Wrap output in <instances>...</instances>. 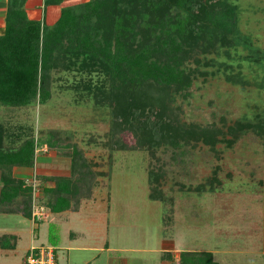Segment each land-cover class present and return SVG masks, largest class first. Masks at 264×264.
<instances>
[{"label":"rangeland","instance_id":"374dc122","mask_svg":"<svg viewBox=\"0 0 264 264\" xmlns=\"http://www.w3.org/2000/svg\"><path fill=\"white\" fill-rule=\"evenodd\" d=\"M227 2L235 7L233 35L214 48L195 46L184 61L190 85L167 96L170 126L210 131L212 142L198 133L161 137L174 130L160 129L152 119L150 143L139 144L135 130L111 134L110 107L94 92L97 85L106 91L109 80L96 70H79L77 64L50 71L45 102L0 104L2 147L16 148L28 138L34 144L32 166L13 167L11 176L30 186V210L45 208L33 222L20 207L0 206V233L18 232L23 243L15 262L25 246L46 244L57 246L59 264L66 259L67 264H122L123 259L125 264L176 263L179 252L207 251L215 239L221 240L224 220L230 225L227 238L240 244V225L248 214H258V180L264 184V0ZM248 121L249 128L231 131L237 122ZM48 131L55 144L36 143ZM74 146L86 178L70 208L52 213L46 201L53 193L44 189L53 186L54 177L70 174ZM50 231L56 232L57 244L50 242ZM69 232L87 246L96 242L99 251L60 248L70 244ZM166 253L173 256L168 259ZM250 256L235 261L250 264Z\"/></svg>","mask_w":264,"mask_h":264},{"label":"trees","instance_id":"16d2710c","mask_svg":"<svg viewBox=\"0 0 264 264\" xmlns=\"http://www.w3.org/2000/svg\"><path fill=\"white\" fill-rule=\"evenodd\" d=\"M24 1L6 0L0 34L1 105L45 102L50 71L77 64L79 70H96L109 80L106 91L97 85L94 92L99 93L98 100L106 101L110 107L111 134L135 130L139 144L150 143L154 135L147 126L148 119H152L160 129L174 130L161 137L174 139L176 135L198 133V138L214 141L210 131L170 126L167 96L190 85L184 61L195 46L201 50L214 48L215 43L233 35L235 7L227 0H87L75 6H61L58 18L50 26L28 19ZM60 2L43 0L44 4ZM250 126V121L237 122L230 129L235 132ZM44 135L36 143L52 147V133ZM1 141L0 126V206L11 209L14 205L17 210L20 207L22 216L29 218L31 188L23 179L11 176V168L32 166L33 140L25 139L16 148H3ZM83 165L78 149L72 147L70 174L54 177L53 186L44 189L53 193L46 201L48 210L70 208L79 183L86 178ZM51 232L50 242L56 243V232ZM2 238L5 236L0 237L1 246ZM165 257L169 259L170 255L166 253ZM171 264L217 263L208 252L181 251L177 262Z\"/></svg>","mask_w":264,"mask_h":264},{"label":"crops","instance_id":"0c3cea01","mask_svg":"<svg viewBox=\"0 0 264 264\" xmlns=\"http://www.w3.org/2000/svg\"><path fill=\"white\" fill-rule=\"evenodd\" d=\"M82 1H87V0H82ZM63 2H65V0H61L59 4H44L43 0H25L23 3V10L28 19L39 21L41 26H50L58 18L59 10L60 7L62 6L61 3ZM5 8H6V0H0V34H2L4 27ZM261 181H262L261 179L258 180L259 186L257 187V190L255 192L257 195L255 204L258 203L259 205V207L256 206V208L258 209V214L255 213L248 214V217L250 216L249 220L246 222V224L240 225V231L243 230L241 231V236L243 237V239L239 241L240 244L237 245L235 243H231V240L227 238L225 233L230 227V225L227 221L224 220L222 227L220 228L221 234L223 235L222 239L221 240L215 239L214 244L211 245V247H209L207 251H204L210 253L211 259L215 261L217 264H240L239 261H235L236 258H240V257L245 258L246 255H251L250 256L251 258L248 261L250 264H264V195H262V192L264 193V184ZM63 211H67V210H63ZM52 213H58V212H52ZM252 216H254L253 218L255 219H253ZM255 224H259V225H257L256 227ZM259 226L260 228H258ZM1 232L4 233H0L1 234L0 237L4 235L5 240H3L2 238L3 245L2 246L0 245V264H16V262L17 263L19 262V264H21L23 258L22 255L25 252V250L28 248V246H25L24 248L21 249V256L19 257V261L15 262L19 254L18 252L19 246L22 243L20 239V235L18 232H15L13 230H6ZM71 235L75 236L74 232L68 233V236L70 237V241H69L70 244L61 246L60 248L64 250H72V251L73 250L99 251V250H95L94 248L96 245L94 243L96 242H94L92 246H87V244H84V242L82 243L79 242L78 240H75L74 238H71L74 237ZM220 235L218 236V238H220ZM52 247L54 248L55 263L59 264L56 257L57 246L53 245ZM159 251L168 252L166 249L163 248H161V250ZM95 257L97 256L94 255L93 258ZM89 263H90L89 260L86 261L83 260V262L78 264H89ZM65 264H67V259L65 261ZM122 264H125V259H123Z\"/></svg>","mask_w":264,"mask_h":264},{"label":"built area","instance_id":"2783aa9c","mask_svg":"<svg viewBox=\"0 0 264 264\" xmlns=\"http://www.w3.org/2000/svg\"><path fill=\"white\" fill-rule=\"evenodd\" d=\"M44 206H33L30 210L31 221H39L44 216ZM21 264H55L51 245H30L24 252Z\"/></svg>","mask_w":264,"mask_h":264}]
</instances>
